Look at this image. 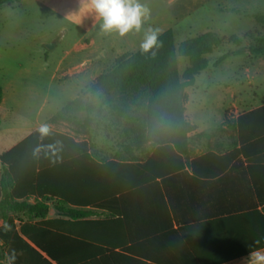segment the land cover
Wrapping results in <instances>:
<instances>
[{"label": "trees", "instance_id": "1", "mask_svg": "<svg viewBox=\"0 0 264 264\" xmlns=\"http://www.w3.org/2000/svg\"><path fill=\"white\" fill-rule=\"evenodd\" d=\"M22 1L0 0V6ZM254 19L264 26V16ZM223 41L206 32L176 45L173 31L167 30L158 36L154 49L119 57L89 88L92 95L104 96L139 91L144 108L141 123L129 116L127 106L112 108L119 121L128 118L125 133L132 141L125 149L132 156L128 161L127 157L98 161L87 141H76L71 134L48 126L34 130L0 155V248L9 264H223L264 247V228L259 238L250 240L229 242L216 234L222 223L241 217L174 229L158 182L185 166L195 173L206 169L218 176L242 154L257 201L264 204V157H247L259 136L255 119L263 109L244 114L234 125L229 123L238 134L240 149L191 162L185 157L188 135L195 129L185 115L186 89L208 67L206 56ZM248 50L252 55L263 54L264 36ZM179 57L189 60L182 76ZM102 108L77 98L51 121L85 112L87 117L76 125L82 134H89L90 116ZM147 145L154 150L145 161L133 155ZM51 209L56 211L54 218H50ZM98 211L106 218L90 220ZM244 217L264 223V215L258 212ZM201 229L211 231L207 241L212 250L206 251L205 237L193 232Z\"/></svg>", "mask_w": 264, "mask_h": 264}, {"label": "rangeland", "instance_id": "2", "mask_svg": "<svg viewBox=\"0 0 264 264\" xmlns=\"http://www.w3.org/2000/svg\"><path fill=\"white\" fill-rule=\"evenodd\" d=\"M151 5V9L155 10L145 20L141 31L153 29L159 34L165 26H178L177 44L206 32L223 38V44L206 56L208 67L196 77L193 87L186 89L191 97L190 108L207 109L200 115L207 120L203 125L204 130L221 138L218 116L222 103L229 100L231 91L244 93L249 89H263L260 85L264 74L256 70V61L261 56L250 54L248 48L257 45L264 34V26L250 16L264 15V0H203L193 11V16L178 18L176 25L167 9L164 10L165 3L155 1ZM232 9L235 11L231 13ZM102 32L98 26L89 36L98 40L101 34L104 35ZM84 34L39 0H23L0 6V86L3 89L0 155L44 126L78 138L82 132L76 123L84 121L85 112L67 114L56 123L51 121L77 98L92 104L99 103L103 107L101 112L92 115L89 138L93 151L99 148L114 153L131 146L132 141L125 133L124 120L127 117L119 121L111 111L115 105H125L129 116L136 123H141L144 115V108L140 106L141 95L132 89L111 96L92 95L89 92L95 81L90 80L89 75L77 74L76 66L85 58V53L79 52V47L75 49V44ZM143 39L144 33L135 42V47L122 56L138 51ZM48 44L52 48H48ZM108 62L101 66L103 75L114 66ZM188 66L187 58H178L180 76ZM245 69L254 79L251 87ZM61 70H67L66 74L63 75ZM98 140L105 142L100 144ZM151 147L147 145L137 153L144 156ZM0 264H9L2 248Z\"/></svg>", "mask_w": 264, "mask_h": 264}, {"label": "crops", "instance_id": "3", "mask_svg": "<svg viewBox=\"0 0 264 264\" xmlns=\"http://www.w3.org/2000/svg\"><path fill=\"white\" fill-rule=\"evenodd\" d=\"M39 1L51 7L76 29L85 33L84 36L80 38L79 43L77 42V44H75V49L79 47V52L85 53L84 60L76 65L78 69L77 74L89 75V79L92 81H96L103 75L101 66L104 65L106 61H109L108 64L112 63V65H115L116 60L119 57L131 51L130 49L135 47V42L145 32L133 31L124 36L115 32H102L104 35L101 34L102 37L97 40L89 35L93 30L100 26L101 21L94 13L87 10L81 11V0ZM155 1L165 3L164 10L167 9L169 17L176 25L178 23V18L193 16V11H195V9L199 6V3L203 0H184L180 3H178L180 0H140V2L143 4L145 3V6L149 9V16H151L152 11L155 10L151 9V3ZM230 11L232 13L235 10L232 9ZM245 12L247 13L248 11L246 10ZM73 15L79 16V23L70 19ZM256 15L257 14H253L250 16L254 17ZM149 26L151 27V24H149ZM167 30L173 31L175 43L177 44L176 37L178 34V26L177 28L165 26L163 30L158 32L159 34L157 35L160 36ZM101 35L99 34V36ZM263 36L260 37L259 40H261ZM85 39H87L88 42ZM94 46H96L95 49H93ZM140 49H142V47L139 48V50ZM258 55H260L261 58L256 61V70L261 71V73L264 74V53ZM66 71L67 70H61L63 75L66 74ZM245 71L247 73L248 83L251 87L254 79L248 75V69H245ZM258 74H256V76H258ZM260 87L263 89L259 91H252L251 89H249V91H244V93L231 91L229 100L222 103L219 112L220 114L218 116L217 124L221 127V138L215 137L213 136V133H208L204 130L203 125L207 120L200 115H203L207 109L203 107L190 108L189 102L191 97L189 96V91H187L189 99L188 104H186L185 115L189 123L195 128L188 135L189 149L188 155L185 157H187L189 162L208 154L224 156L236 149H240L241 145L238 142V134L236 130L229 126V123L234 125V122L244 114L261 109H263L261 113L256 115L257 117L255 119L256 121L254 126L259 136H257V140L253 143V147H251L252 149H249V155H247V157H264V80ZM92 115L90 117L93 119ZM86 117L87 114L85 113V118ZM114 117L117 119L116 116ZM214 118L216 119L215 115ZM124 121H127L125 126L128 130V118ZM91 128L92 126L90 129ZM90 129L89 134H80L78 138L74 135L72 136L75 137L76 141H87L92 147L93 143L89 138ZM99 142L102 144L105 141L98 140V143ZM251 144L252 143L250 142L247 145L252 146ZM153 150L154 148L151 147L144 154V156L139 155L137 152H134L133 155L136 157H146L144 159L142 158V160L145 161L147 157H150ZM91 153L98 161H110L115 159V157H127L126 161H128V157H132L129 152L125 153V149L123 151L112 153V151L97 148L94 151L91 150ZM118 154H121V156H116ZM244 157L246 156L242 154L238 155L228 168L218 176H213L211 172L206 169H199V171L195 173L189 166H185L183 170H179L171 176L158 180L164 193L166 205L170 212L174 229L179 230L184 227L206 224L216 220L241 217V219H231L222 223L220 225L221 227H219L220 229L216 231V234L223 240L228 239L229 242H233L236 239H255L258 235H260L259 233H262L264 223L261 219L257 217H253L254 219L252 217H244L254 212L264 215V204H260L257 201L248 175L247 162ZM54 217H56V211L51 209L50 218ZM105 218L106 215L98 211L89 219L102 220ZM255 231L257 234L253 235V232ZM193 232L204 236L206 241L211 233L208 229L203 231L201 229V231ZM181 244L182 242L178 238V246H181ZM205 245L206 251L212 250L208 241L205 242ZM228 249H230V247H228ZM222 250L224 252L225 249ZM226 252L227 251H225V254ZM247 257L248 254H245L244 256L235 258L234 260L223 264H247Z\"/></svg>", "mask_w": 264, "mask_h": 264}, {"label": "clouds", "instance_id": "4", "mask_svg": "<svg viewBox=\"0 0 264 264\" xmlns=\"http://www.w3.org/2000/svg\"><path fill=\"white\" fill-rule=\"evenodd\" d=\"M81 11L87 10L95 14L101 21L100 28L105 33H117L121 36L130 32H140L145 20L149 17V9L140 0H81ZM70 19L79 23V16ZM158 45L157 31L148 29L144 32L141 47L150 51ZM259 245V241H255ZM247 264H264V247L253 248L247 257Z\"/></svg>", "mask_w": 264, "mask_h": 264}, {"label": "water", "instance_id": "5", "mask_svg": "<svg viewBox=\"0 0 264 264\" xmlns=\"http://www.w3.org/2000/svg\"><path fill=\"white\" fill-rule=\"evenodd\" d=\"M47 47H48V48H52V45H51V44H48Z\"/></svg>", "mask_w": 264, "mask_h": 264}]
</instances>
